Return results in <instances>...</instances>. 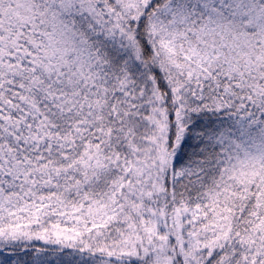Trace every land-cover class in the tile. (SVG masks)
Returning <instances> with one entry per match:
<instances>
[{
	"label": "snow or ice",
	"instance_id": "snow-or-ice-1",
	"mask_svg": "<svg viewBox=\"0 0 264 264\" xmlns=\"http://www.w3.org/2000/svg\"><path fill=\"white\" fill-rule=\"evenodd\" d=\"M0 264H264V0H0Z\"/></svg>",
	"mask_w": 264,
	"mask_h": 264
}]
</instances>
